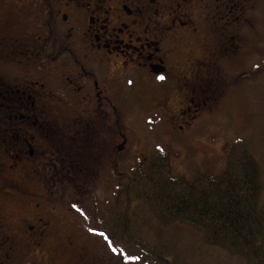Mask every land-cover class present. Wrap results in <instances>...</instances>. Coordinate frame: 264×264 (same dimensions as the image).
<instances>
[{
  "label": "flooded vegetation",
  "instance_id": "obj_1",
  "mask_svg": "<svg viewBox=\"0 0 264 264\" xmlns=\"http://www.w3.org/2000/svg\"><path fill=\"white\" fill-rule=\"evenodd\" d=\"M240 7L0 0V264H109L65 237L85 229L63 205L69 186L112 177L134 135L124 113L134 92L154 93L146 116L182 123L177 133L228 96L241 76L226 67Z\"/></svg>",
  "mask_w": 264,
  "mask_h": 264
},
{
  "label": "rangeland",
  "instance_id": "obj_2",
  "mask_svg": "<svg viewBox=\"0 0 264 264\" xmlns=\"http://www.w3.org/2000/svg\"><path fill=\"white\" fill-rule=\"evenodd\" d=\"M206 1L210 4L215 0ZM234 1L240 2V20L244 22L240 26L238 52L232 65L226 67L227 72L232 74L235 71L241 76L228 96L210 110H201L197 119L189 121L190 126L177 133L173 127L182 123L172 119L165 121L164 118L158 123L153 120L154 114L146 116L154 108V93L142 98L134 92L124 111L134 135L127 150L118 154L119 161L112 177L106 182L69 186L76 197L73 200L66 195L63 205L65 208H71L69 204L76 207L75 212L80 216L74 214L73 219L84 224L85 229L79 232L80 238L76 236L78 241L67 228L64 235L71 236L75 244L87 251L88 257L100 255L110 261L109 264L150 263L135 248L129 247L119 254L112 252L101 235L88 229L85 215L91 214L94 208L98 212L109 211L112 191L121 182L122 175L128 173L132 166L159 154H167L174 175L192 180L201 171L219 174L224 167L227 149L236 140L243 141L260 170L259 207L264 209V0ZM232 78L233 75H230ZM144 122L152 124L154 130H148ZM66 194H70L69 189H66ZM129 215L132 235L150 249L162 250L173 258L174 264H247L242 257L207 244L203 233L191 225H162L145 203L136 197L131 198ZM69 220L66 215L65 224Z\"/></svg>",
  "mask_w": 264,
  "mask_h": 264
},
{
  "label": "trees",
  "instance_id": "obj_3",
  "mask_svg": "<svg viewBox=\"0 0 264 264\" xmlns=\"http://www.w3.org/2000/svg\"><path fill=\"white\" fill-rule=\"evenodd\" d=\"M260 193L259 167L243 141L236 140L216 175L201 171L192 180L180 178L173 174L167 154L132 166L113 189L110 210L94 208L85 221L114 253L130 247L143 253L149 264H174L162 250H152L132 235L129 207L131 198L136 197L162 225H191L203 233L207 244L240 256L247 264H264Z\"/></svg>",
  "mask_w": 264,
  "mask_h": 264
},
{
  "label": "snow or ice",
  "instance_id": "obj_4",
  "mask_svg": "<svg viewBox=\"0 0 264 264\" xmlns=\"http://www.w3.org/2000/svg\"><path fill=\"white\" fill-rule=\"evenodd\" d=\"M160 79H164L163 77H160Z\"/></svg>",
  "mask_w": 264,
  "mask_h": 264
}]
</instances>
